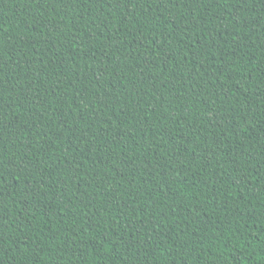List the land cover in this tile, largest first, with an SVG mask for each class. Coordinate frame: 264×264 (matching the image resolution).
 <instances>
[{
    "label": "trees",
    "instance_id": "16d2710c",
    "mask_svg": "<svg viewBox=\"0 0 264 264\" xmlns=\"http://www.w3.org/2000/svg\"><path fill=\"white\" fill-rule=\"evenodd\" d=\"M0 264H264V0H0Z\"/></svg>",
    "mask_w": 264,
    "mask_h": 264
}]
</instances>
